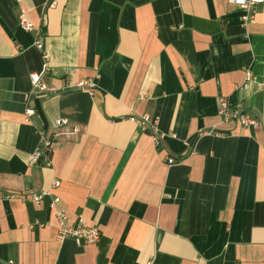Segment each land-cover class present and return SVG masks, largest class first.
Listing matches in <instances>:
<instances>
[{"label": "crops", "instance_id": "obj_1", "mask_svg": "<svg viewBox=\"0 0 264 264\" xmlns=\"http://www.w3.org/2000/svg\"><path fill=\"white\" fill-rule=\"evenodd\" d=\"M241 15L231 0H0V264H264V89L241 90L257 128L218 114L248 70L264 78V3ZM45 57L47 96L29 77ZM43 136L51 163L31 164ZM57 209L100 240H58Z\"/></svg>", "mask_w": 264, "mask_h": 264}, {"label": "built area", "instance_id": "obj_2", "mask_svg": "<svg viewBox=\"0 0 264 264\" xmlns=\"http://www.w3.org/2000/svg\"><path fill=\"white\" fill-rule=\"evenodd\" d=\"M231 2L242 10L241 20L244 23L249 22L256 12V7L259 4L264 3V0H231ZM20 24L22 28L27 31L33 30L34 25L30 22L27 17L22 14L20 15ZM39 44V39L35 41ZM45 57L42 69L40 71H33L29 74L30 81L33 87V91L41 95L47 96L55 91V87L49 85L46 81V76L50 71V65ZM78 89L87 90L90 93L95 91V82L92 79H83L73 83ZM252 84H256L258 88L264 89V78L257 80L251 71L246 72L245 81L242 84L235 86V91H239L237 98L232 99L228 96L221 97L218 101V114L226 123L239 124L244 128H257L260 124L259 116L250 110L245 105V99L241 95V90L248 89ZM35 113L34 108H27V116H31ZM141 123L143 130H151V134L157 144H159L163 138L155 126L156 119L150 121V117L144 114L138 119ZM56 126L62 131L60 134H75L79 130V126L70 122L67 118H59L56 120ZM53 140L47 136H43L41 143L33 150L30 155V163L35 164L39 161H43L46 165L51 163V153L53 150ZM175 162V158L168 157V163L172 164ZM60 180H54L52 187L60 186ZM49 193V189L43 190L40 193L33 194V200H40L44 195ZM11 196V195H9ZM60 200L59 197L55 198L52 202V206ZM56 217L58 220L57 238L60 241H64L67 238H73L80 245L84 244H95L100 240L101 233L99 227L96 225H88L87 222L81 217L76 224H69L68 217L64 210L57 209ZM13 263L12 260L9 261ZM148 264H153L149 262Z\"/></svg>", "mask_w": 264, "mask_h": 264}]
</instances>
